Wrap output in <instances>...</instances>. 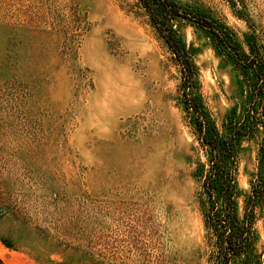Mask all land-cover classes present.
Segmentation results:
<instances>
[{
	"label": "rangeland",
	"instance_id": "rangeland-1",
	"mask_svg": "<svg viewBox=\"0 0 264 264\" xmlns=\"http://www.w3.org/2000/svg\"><path fill=\"white\" fill-rule=\"evenodd\" d=\"M173 1L264 54V0ZM172 25L196 70L189 95L227 141L246 81L208 30ZM182 84L135 0H0V264H223L206 228L211 152ZM261 143L235 145L238 221ZM214 192L224 209L220 179ZM263 204L252 253L230 264H264Z\"/></svg>",
	"mask_w": 264,
	"mask_h": 264
},
{
	"label": "trees",
	"instance_id": "trees-1",
	"mask_svg": "<svg viewBox=\"0 0 264 264\" xmlns=\"http://www.w3.org/2000/svg\"><path fill=\"white\" fill-rule=\"evenodd\" d=\"M158 37L166 44L179 65L185 88V103L199 120L203 143L210 149L211 158L205 187L209 191L214 206L207 216L206 228L216 234L222 251L223 264H230L241 255L252 253L255 236L252 229L254 211L257 204L264 203V54L260 47L252 42L250 52L246 55L223 35L212 21L191 14L173 0H135ZM173 22H184L208 30L215 40L229 50L234 56L232 64L240 71L248 88V101L243 122L234 128L232 137L220 142L209 135V129L202 109L197 101L189 95V90L196 74L190 54L176 38ZM261 131L262 143L258 149V163L263 170L254 177L250 195L245 207V216L238 221L234 215V185L237 161L236 142L240 137L248 138L252 133ZM233 166H230L231 163ZM220 179L225 194V207L219 209L215 195V181ZM264 205V204H263Z\"/></svg>",
	"mask_w": 264,
	"mask_h": 264
}]
</instances>
